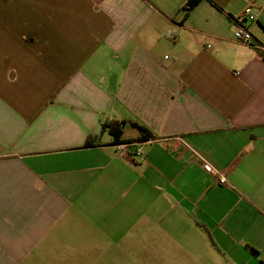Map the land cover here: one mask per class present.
Wrapping results in <instances>:
<instances>
[{
  "label": "crops",
  "instance_id": "0c3cea01",
  "mask_svg": "<svg viewBox=\"0 0 264 264\" xmlns=\"http://www.w3.org/2000/svg\"><path fill=\"white\" fill-rule=\"evenodd\" d=\"M188 1L0 0V264H264V0Z\"/></svg>",
  "mask_w": 264,
  "mask_h": 264
},
{
  "label": "built area",
  "instance_id": "2783aa9c",
  "mask_svg": "<svg viewBox=\"0 0 264 264\" xmlns=\"http://www.w3.org/2000/svg\"><path fill=\"white\" fill-rule=\"evenodd\" d=\"M255 20L256 16L254 15L253 9L251 7L246 8L240 17V22ZM167 37L173 41L176 40V37L172 33H168ZM234 40L245 45H255L252 34L243 28L237 29V31L234 33ZM133 146V143H119L115 145V149L116 152L124 159L132 160L131 149ZM135 154L137 156L142 155L140 151H136ZM205 169L212 174H218L217 171L209 164H205ZM226 182L227 180L225 177L220 178V183L225 184Z\"/></svg>",
  "mask_w": 264,
  "mask_h": 264
},
{
  "label": "trees",
  "instance_id": "16d2710c",
  "mask_svg": "<svg viewBox=\"0 0 264 264\" xmlns=\"http://www.w3.org/2000/svg\"><path fill=\"white\" fill-rule=\"evenodd\" d=\"M201 0H189L186 4V18L189 16L190 12L196 7V5L200 2ZM215 4V3H214ZM216 5V4H215ZM264 57V55H263ZM109 127V132L114 136L115 138V145L122 143L121 141H119V138L122 136V131L119 130V127L117 125H108ZM136 127L142 132V134L146 135V137H144L146 140H148L149 138L153 137V135H151V133H149L147 130H145V128L141 127V126H137ZM143 138V137H141ZM90 141V139H89ZM88 141V142H89ZM133 142V141H132ZM88 146H90V144L88 143Z\"/></svg>",
  "mask_w": 264,
  "mask_h": 264
}]
</instances>
